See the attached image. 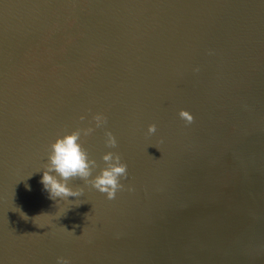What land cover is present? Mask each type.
Masks as SVG:
<instances>
[{
	"label": "water",
	"instance_id": "1",
	"mask_svg": "<svg viewBox=\"0 0 264 264\" xmlns=\"http://www.w3.org/2000/svg\"><path fill=\"white\" fill-rule=\"evenodd\" d=\"M90 125L125 188L50 199L51 142ZM58 256L264 264V0H0V264Z\"/></svg>",
	"mask_w": 264,
	"mask_h": 264
},
{
	"label": "clouds",
	"instance_id": "2",
	"mask_svg": "<svg viewBox=\"0 0 264 264\" xmlns=\"http://www.w3.org/2000/svg\"><path fill=\"white\" fill-rule=\"evenodd\" d=\"M194 71L198 72L199 67L194 68ZM179 117L189 124L193 121L190 112L183 108L179 111ZM80 119L83 120L84 116H81ZM92 119L95 121V128L107 123V117L102 112L95 113ZM156 128V124L151 123L148 125L147 131L152 134L156 132ZM94 130L91 125L83 129L77 128L65 132L63 135H58L51 142L47 163L40 177V183L50 199L57 200V197H59L60 200L72 201L68 197H79L83 192V188L75 189L70 186L69 180L73 178H79L85 184H90L101 193H105L108 199L115 198L117 191L125 188L122 180L128 176L127 164L122 160L121 155L114 151L104 152L101 157L104 165L99 167L97 160L91 158L81 144L82 133L87 136ZM105 137L106 146L109 148L117 146V139L110 130H106ZM97 167H99V172L93 176V170ZM132 190V186L128 185V191ZM22 216L28 219L25 213ZM56 261L57 264H70L69 259L64 256H58Z\"/></svg>",
	"mask_w": 264,
	"mask_h": 264
}]
</instances>
